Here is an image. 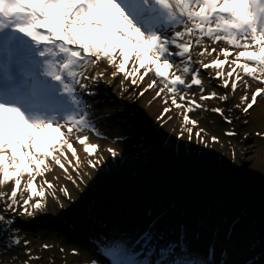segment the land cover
Masks as SVG:
<instances>
[{"label": "snow or ice", "instance_id": "1", "mask_svg": "<svg viewBox=\"0 0 264 264\" xmlns=\"http://www.w3.org/2000/svg\"><path fill=\"white\" fill-rule=\"evenodd\" d=\"M205 38L213 44L223 41L230 48L210 49ZM196 47L201 49L196 53L200 59L193 61ZM213 53L215 57L205 63L204 58ZM101 60L114 69L113 79L122 74L135 87L143 84L140 96L149 90L155 91L154 100L164 94L165 105L170 100L171 106L182 110L181 133L187 131L191 140L198 122L188 113L204 105L187 90L198 86L200 101L231 98L216 91L205 94L201 69L213 70L211 79L221 81L218 87H230L232 93L243 88L244 113L257 104L258 97L264 99V86H260L264 85V0H0V187L12 185L10 194L0 191L4 211L19 210L21 215L31 216L46 207L49 191L59 200L56 185L46 177L53 164L76 185L80 161L70 137L75 136L89 157L98 149L87 135L76 134L94 128L80 93L89 92L85 81L95 83L103 77V71L89 75ZM194 63L199 68L194 70ZM226 64L229 70L225 74ZM245 76L258 83L250 96L252 85ZM170 111L166 106L158 119L167 116L171 120ZM211 111L232 122L224 116V109ZM202 133L205 130L200 128L195 136L204 142ZM211 139L219 142L215 136ZM67 152L76 159L75 164L67 159ZM112 155L116 153L112 151ZM65 162L76 176L68 172ZM88 164L95 167L91 159ZM37 177L42 179L37 182ZM59 190L70 198L66 185ZM3 223L11 225L13 220L6 221L0 214ZM144 239L151 240V233L145 232ZM11 243L19 245L20 241ZM104 253L111 264H129L125 259L129 252L120 242L105 246ZM73 254H77L75 250ZM160 255L166 258L157 264H201L183 242L167 243Z\"/></svg>", "mask_w": 264, "mask_h": 264}, {"label": "rangeland", "instance_id": "2", "mask_svg": "<svg viewBox=\"0 0 264 264\" xmlns=\"http://www.w3.org/2000/svg\"><path fill=\"white\" fill-rule=\"evenodd\" d=\"M204 44L210 49L230 48L223 41L213 44L208 38ZM200 51L199 47L192 49L193 61L200 59L196 55ZM215 55L207 56L204 62H210ZM193 68H199V64L194 63ZM228 70L226 64L223 72L226 74ZM96 71L111 75L114 69L101 60L89 75ZM212 75V69H201L205 94L216 91L217 95L230 94L231 98L225 102L200 101V89L194 85L187 90L189 96L195 93L197 103L204 108L188 113L198 122L192 139L187 131L181 133L182 110L171 106L169 100L165 107H171L168 114L172 119L157 142L147 135L146 128L158 124L165 107L157 115L150 114L154 105H144L139 112L128 113L122 107L117 108L120 101L114 100L112 94L105 95L98 105L90 92L97 85L102 88L108 81L104 75L96 81L97 85L85 81L89 92H81L80 98L98 134L92 130L82 134L89 137L90 144H107L108 150L90 158L99 161L93 162L95 167L80 165L76 185L66 179L50 180L56 185L55 196L59 200L53 198L51 191L47 192L46 207L31 216L21 215L19 210L4 211V204L0 203V214L6 221L13 220L11 225L0 224L3 245L0 264H5L1 263L3 258L13 257L12 264L25 261L27 264H92L93 261L102 264L96 255L101 260L102 256L109 258L104 253L105 246L121 240L134 244L138 240V245L147 247L146 252L154 261L147 256L140 264H157L165 259L160 255V248L169 242H183L193 254L199 249H207L209 254L213 251L210 257L213 263L195 256L201 264H264V214L255 217L260 204H264L260 199L264 197V99L258 97L257 104L244 113L243 88L232 93L230 87H218L221 81L211 79ZM118 78L124 85L123 75ZM244 79L252 85L248 89L250 96L258 83L247 76ZM216 107L224 109V116L232 122L211 111ZM107 110L113 114L109 122L105 115H99ZM200 128L206 133H202L204 142L195 136ZM228 132L235 135H226ZM213 136L218 138V143L212 142ZM142 165L150 170L142 169ZM41 179L37 177V182ZM65 185L70 198L59 190ZM11 187V184L0 187V191L10 194ZM27 195L24 193V198ZM17 200L21 201L19 194ZM201 225L203 231L198 229ZM145 232L151 233V240L144 239ZM15 239H19V245L11 243ZM44 245L50 247L45 249ZM127 250L129 256L125 259L129 262L131 251ZM28 254L38 259H29Z\"/></svg>", "mask_w": 264, "mask_h": 264}, {"label": "bare ground", "instance_id": "3", "mask_svg": "<svg viewBox=\"0 0 264 264\" xmlns=\"http://www.w3.org/2000/svg\"><path fill=\"white\" fill-rule=\"evenodd\" d=\"M131 63V62H130ZM143 69H141V74L143 73ZM119 75H117L115 77V79H113L112 75H108V74H104V79L106 78V83H104V85L102 86V88H104L105 92L102 94H99L100 90L102 88L101 85H97L99 84V82H96V87L93 88V91L91 90L90 95H92L94 103H98L101 104L102 102V98L105 95H111L115 98L118 99V101H120V105L117 106V108L122 107V109H124L126 112L130 113V112H136V111H140L142 106L144 105H148V106H153V109L151 110V115H157L161 112V110L163 109V107H165V104L163 103V99H160L159 102H157L155 104V102L157 101V99H153L154 95H155V91L154 90H149L148 92H146L143 96L139 95V92L141 90V88L144 87L143 84L140 85V87H135L133 85L130 84V81H125V84L122 86L120 84V79L118 78ZM149 77H153L152 73H149ZM149 77H145V82H148ZM103 84V83H102ZM251 89V88H250ZM129 96V97H128ZM112 97V98H113ZM151 102V103H150ZM97 106V105H96ZM113 110V109H111ZM111 110H107V111H103L102 114L99 115H105V120H107V122L111 121L110 119H112V112ZM137 113V112H136ZM169 116V114H167ZM94 116V115H93ZM98 119L99 116L97 115ZM97 119V120H98ZM171 120L167 119V116H165L164 119H161L157 125H155L153 128H146V133L147 135L151 138V140L153 142H157L158 141V137L159 135H161L162 133H164V130H166V127L168 126V123ZM63 131H65L66 133V129H63ZM98 132V131H97ZM94 129L92 130V133H94L96 135L97 133ZM67 134V133H66ZM98 134V133H97ZM76 135L79 136H85L82 134V132L77 133ZM92 138V137H91ZM93 139V138H92ZM71 142L73 143V146L76 150L77 156L79 157V161H80V165H84V164H88V160L93 157V156H97L102 150L103 151H107V144H103L101 145L98 142L92 143L93 145H98V149L95 152V154L91 157H89L83 150V145H75V143H78L75 140V136L70 137ZM67 159L69 161H72L73 164L76 163V159L72 156L71 152H67ZM64 162V161H62ZM94 163L96 162L95 160L93 161ZM65 166L68 167L67 163L65 162ZM85 167H89V165H85ZM68 172L70 174H72L73 176H76V173L72 170L71 167H68ZM65 173L62 169L59 168V166L57 165H52V170L46 173V177L48 180H54L53 177H60L59 180H63L66 179L65 178ZM68 180V179H66ZM169 185V184H168ZM68 213V212H67ZM72 213V212H71ZM69 216V214H66ZM132 216H137V212L133 213ZM145 216V215H143ZM250 216H245V218H249ZM199 231H203V227L198 226ZM119 239V238H118ZM125 248L129 249L131 252V257L129 260V264H140V261L142 262V260H144L147 256H149L148 252H146L147 247L145 246L143 248V245H138V240L136 241V243L134 244L133 242H129V241H119ZM196 242H198V240H196ZM1 243V241H0ZM109 245V244H107ZM106 245V246H107ZM138 245V246H137ZM140 246V247H139ZM188 246V245H187ZM190 246V245H189ZM192 247V246H191ZM198 249V248H197ZM190 251H192L191 249H189ZM192 253V252H191ZM213 253V251L208 252V250H198V252H196L194 254V256H199L204 260L209 261L210 263H213V261L210 259L211 254ZM98 258V260L102 263V264H111V260L105 256H102V260L99 259L101 256L100 255H96ZM88 257V256H86ZM149 260L150 261H154V257L153 256H149ZM214 260L217 262L218 260L214 258ZM5 263V264H9V259L7 258H3L1 260V263ZM88 264H91L88 262Z\"/></svg>", "mask_w": 264, "mask_h": 264}, {"label": "trees", "instance_id": "4", "mask_svg": "<svg viewBox=\"0 0 264 264\" xmlns=\"http://www.w3.org/2000/svg\"><path fill=\"white\" fill-rule=\"evenodd\" d=\"M141 168L142 169H144V170H147V171H149L150 169H149V167H147V166H145V165H142L141 166ZM249 181V180H248ZM213 182H215V183H217V181H214L213 180ZM249 183H250V181H249ZM256 190H258V189H256ZM221 192V191H220ZM260 199H263V201H264V197H261ZM260 211V212H259ZM185 212H188V211H185ZM259 212V213H258ZM258 212H257V215L255 216V217H257V216H261V215H263L264 214V204H260V206H259V208H258ZM205 215V214H204ZM253 217V216H252ZM259 220H260V218H258Z\"/></svg>", "mask_w": 264, "mask_h": 264}, {"label": "water", "instance_id": "5", "mask_svg": "<svg viewBox=\"0 0 264 264\" xmlns=\"http://www.w3.org/2000/svg\"><path fill=\"white\" fill-rule=\"evenodd\" d=\"M109 194V193H108Z\"/></svg>", "mask_w": 264, "mask_h": 264}]
</instances>
